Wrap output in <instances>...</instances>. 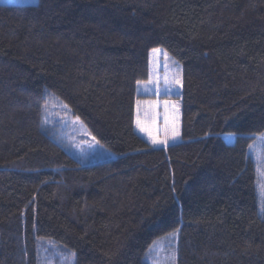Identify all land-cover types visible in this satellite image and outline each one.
Masks as SVG:
<instances>
[{
	"label": "trees",
	"instance_id": "16d2710c",
	"mask_svg": "<svg viewBox=\"0 0 264 264\" xmlns=\"http://www.w3.org/2000/svg\"><path fill=\"white\" fill-rule=\"evenodd\" d=\"M153 49L182 71L181 141L159 148L134 130ZM52 102L116 158H72ZM262 136L264 0L0 5V264H37L39 242L73 264H149L171 237L174 264H264Z\"/></svg>",
	"mask_w": 264,
	"mask_h": 264
},
{
	"label": "rangeland",
	"instance_id": "374dc122",
	"mask_svg": "<svg viewBox=\"0 0 264 264\" xmlns=\"http://www.w3.org/2000/svg\"><path fill=\"white\" fill-rule=\"evenodd\" d=\"M38 0H0V5H36ZM157 54L151 51V73L150 80L137 85V94L146 97L138 100L139 112L137 111V102L135 105L134 130L136 134L152 147L168 146L181 141V92H182V71L181 67L168 54L165 57V51L159 49ZM149 55V60H150ZM169 78L178 76L181 83H165V76ZM159 78V79H158ZM159 89V90H158ZM175 108L177 116L171 115V109ZM169 118V124L166 131L165 116ZM47 127L54 132L57 142L60 143L66 152L82 165L95 164L116 158V154L101 147L89 135L86 127L56 102L50 103L46 111ZM140 119L151 129L152 135L157 140L164 141L167 137V143L153 144L147 131H141L137 127L136 121ZM174 118V119H173ZM175 127L178 136L173 138L172 129ZM225 142L228 145L233 144L234 137L226 136ZM250 155L256 164L259 176L258 189L259 194L264 199V136L255 140L250 148ZM37 264H73V258L56 246L46 242H39L37 245ZM175 243L173 238L159 241L155 244L149 253V264H174Z\"/></svg>",
	"mask_w": 264,
	"mask_h": 264
},
{
	"label": "snow or ice",
	"instance_id": "6c2138e0",
	"mask_svg": "<svg viewBox=\"0 0 264 264\" xmlns=\"http://www.w3.org/2000/svg\"><path fill=\"white\" fill-rule=\"evenodd\" d=\"M153 52H155V53L158 54L160 52V50L159 49H153ZM164 55L167 58V53H165ZM164 79H165V83L166 84H170V83H173V82L176 83V84L181 83V80H180V78L178 76H173V77L169 78L166 75L164 77ZM137 83L140 84L141 82L140 81H137ZM148 83H151V79L148 81ZM139 104H140V102L138 101L137 102V111L138 112H139ZM177 111H178V108H177ZM136 124H137V127L140 128L141 131H147L148 132L149 137H150V139H151V141H152L153 144H160V143H165L166 144L167 143V137H166V139L164 141L157 140L156 137H154L152 135L151 129L148 126H146L145 123L143 121H141L139 118L137 119ZM168 124H169V118L166 115L165 116V127H166V131H167V128H168ZM172 136H173V138H175L176 136H178V131H176L175 127H173V129H172ZM249 147L251 148L252 145H249Z\"/></svg>",
	"mask_w": 264,
	"mask_h": 264
},
{
	"label": "crops",
	"instance_id": "0c3cea01",
	"mask_svg": "<svg viewBox=\"0 0 264 264\" xmlns=\"http://www.w3.org/2000/svg\"><path fill=\"white\" fill-rule=\"evenodd\" d=\"M150 61H151V55H150V60H149V70H150V73H151ZM149 79H151V76H150ZM159 147H165V146H159ZM159 147H156V148H159Z\"/></svg>",
	"mask_w": 264,
	"mask_h": 264
}]
</instances>
